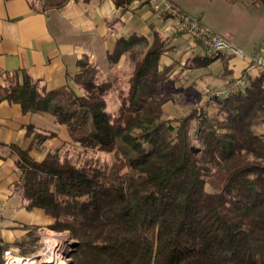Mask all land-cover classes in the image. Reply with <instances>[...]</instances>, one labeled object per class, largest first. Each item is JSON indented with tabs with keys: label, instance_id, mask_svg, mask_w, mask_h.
I'll return each mask as SVG.
<instances>
[{
	"label": "trees",
	"instance_id": "trees-1",
	"mask_svg": "<svg viewBox=\"0 0 264 264\" xmlns=\"http://www.w3.org/2000/svg\"><path fill=\"white\" fill-rule=\"evenodd\" d=\"M166 45L156 31L115 110L107 97L113 82L98 81L91 68L55 89L26 69L0 83V102L48 113L83 148L116 156L107 167L81 165L58 151L37 159L33 145H9L23 206L43 209L53 218L48 228L74 239L66 264H264V72L244 91L213 97L216 112L196 105L167 117L162 105L175 66H160ZM32 135L40 148L58 132L31 123ZM39 240L38 233L28 243ZM25 242L16 244L32 253Z\"/></svg>",
	"mask_w": 264,
	"mask_h": 264
},
{
	"label": "crops",
	"instance_id": "crops-1",
	"mask_svg": "<svg viewBox=\"0 0 264 264\" xmlns=\"http://www.w3.org/2000/svg\"><path fill=\"white\" fill-rule=\"evenodd\" d=\"M171 1L243 50L253 55L264 53V46L256 52L244 37L204 18L202 7L184 0ZM252 3L256 7L260 4L255 0ZM188 4L195 10H189L185 6ZM156 31L167 39L160 66H175L162 105L167 117L184 116L196 105L216 112L213 97L244 91L260 74L248 59L204 48L179 29L175 19L154 10L147 0H133L127 6H117L115 0H0V83L6 84L5 74L26 69L48 89H55L75 85L77 76L91 68L98 81L113 82L107 97L110 109L115 110L120 93L128 87L135 58L146 52ZM121 40L132 44L125 48ZM31 123L39 130L57 131L55 139L64 143L74 141L66 126L59 125L52 115L24 113L19 103L0 102V245L15 247L19 252L16 242L23 240L26 248L33 249L27 246L28 241L39 232L30 226L41 229L53 222L43 209L25 208L22 196L13 189L20 170L17 154L9 145H33L32 155L37 159L57 151L51 141L39 148L33 135L26 137ZM3 254L0 251V259Z\"/></svg>",
	"mask_w": 264,
	"mask_h": 264
},
{
	"label": "rangeland",
	"instance_id": "rangeland-1",
	"mask_svg": "<svg viewBox=\"0 0 264 264\" xmlns=\"http://www.w3.org/2000/svg\"><path fill=\"white\" fill-rule=\"evenodd\" d=\"M252 1L253 0H235L234 2L232 0H184V2L190 3L193 6L196 5L202 7L205 11L204 18H210L213 19L216 23H220L221 25H218L220 29H231L234 34H237L239 37H244L246 40H248L249 44H252V48H254L255 50L258 49L259 52H261V49H263L262 46H264V0H255L256 2H260L257 7L254 6ZM185 6L189 10H195V8L189 4ZM183 10L187 12L185 9ZM189 14L196 16L193 13ZM233 43L237 45L235 42ZM258 50L256 52H258ZM245 52L253 55V53H249L247 51ZM177 100H179L180 103L185 102L184 100ZM201 107L207 108L205 106ZM260 130L264 131V121L260 126ZM55 138H53L54 140H50L52 142L51 147L55 150L57 149L59 155L62 158H70L73 162H76L78 164H92L96 166L107 167L116 160V156L113 153H109L99 149H85L79 143H76L75 140L72 141L69 139L68 143H64L63 141L57 140ZM207 187L208 190H213L211 186ZM36 227L37 229L34 231L39 232L40 234L39 243L35 245H27L31 246L32 248L35 247V251H33L32 253L23 254L21 253L22 251L19 252L15 249V247L8 248L15 249L17 254L27 255L37 260H42L43 257L41 256V253H43L46 248V254L49 250L55 252L58 251L59 248H61L62 252H58L62 253L64 259H66L65 251L74 242L69 241V238H72L69 232L55 231L48 228V225L41 229L39 228V226ZM60 242H62V245H60L61 247L58 248V243ZM37 260H33L32 263L40 264L41 262H38ZM42 263L44 264L43 261Z\"/></svg>",
	"mask_w": 264,
	"mask_h": 264
},
{
	"label": "built area",
	"instance_id": "built-area-1",
	"mask_svg": "<svg viewBox=\"0 0 264 264\" xmlns=\"http://www.w3.org/2000/svg\"><path fill=\"white\" fill-rule=\"evenodd\" d=\"M148 2L157 12L165 13L169 17L175 19L179 29L189 33L192 38L198 40L203 46L208 47L213 53L218 54L220 52H230L234 55L248 59L252 66L256 67L260 72H264V53L259 55H250L246 53L242 48L212 30L198 17L185 12L171 0H148ZM69 241L73 242L74 240L69 238ZM58 244L59 248L61 247L60 245H62V242ZM46 250L41 253V256L43 257L42 260H37L27 255L17 254L13 248H7L3 254L4 257L2 264H33V260H37L38 262L43 261L44 264H66V259H64L62 253L58 252H62L61 248H59L58 251H55V253H58L61 256L59 262H53L52 259H49L48 255H46Z\"/></svg>",
	"mask_w": 264,
	"mask_h": 264
},
{
	"label": "bare ground",
	"instance_id": "bare-ground-1",
	"mask_svg": "<svg viewBox=\"0 0 264 264\" xmlns=\"http://www.w3.org/2000/svg\"><path fill=\"white\" fill-rule=\"evenodd\" d=\"M46 255H48V257H52V258H49V259H52L53 262H59V260L61 258V256L58 253L52 252L51 250H49ZM57 256H58L59 259L57 258ZM40 264H43V263L41 262Z\"/></svg>",
	"mask_w": 264,
	"mask_h": 264
}]
</instances>
